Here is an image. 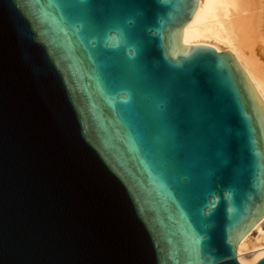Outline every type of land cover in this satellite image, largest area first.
<instances>
[{"label": "water", "instance_id": "obj_1", "mask_svg": "<svg viewBox=\"0 0 264 264\" xmlns=\"http://www.w3.org/2000/svg\"><path fill=\"white\" fill-rule=\"evenodd\" d=\"M197 6L0 0V264H242L264 103Z\"/></svg>", "mask_w": 264, "mask_h": 264}, {"label": "bare ground", "instance_id": "obj_2", "mask_svg": "<svg viewBox=\"0 0 264 264\" xmlns=\"http://www.w3.org/2000/svg\"><path fill=\"white\" fill-rule=\"evenodd\" d=\"M192 44L234 53L264 103V0H198L196 12L180 34L182 47ZM237 256L242 264H255L264 257V215L248 240L238 245Z\"/></svg>", "mask_w": 264, "mask_h": 264}, {"label": "rangeland", "instance_id": "obj_3", "mask_svg": "<svg viewBox=\"0 0 264 264\" xmlns=\"http://www.w3.org/2000/svg\"><path fill=\"white\" fill-rule=\"evenodd\" d=\"M244 256L250 258V255L248 253H245Z\"/></svg>", "mask_w": 264, "mask_h": 264}, {"label": "built area", "instance_id": "obj_4", "mask_svg": "<svg viewBox=\"0 0 264 264\" xmlns=\"http://www.w3.org/2000/svg\"><path fill=\"white\" fill-rule=\"evenodd\" d=\"M201 264V263H200Z\"/></svg>", "mask_w": 264, "mask_h": 264}]
</instances>
